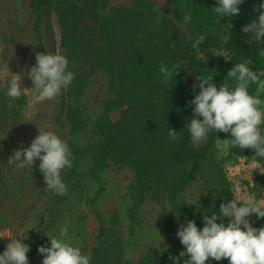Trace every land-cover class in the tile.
Segmentation results:
<instances>
[{
	"label": "rangeland",
	"instance_id": "1",
	"mask_svg": "<svg viewBox=\"0 0 264 264\" xmlns=\"http://www.w3.org/2000/svg\"><path fill=\"white\" fill-rule=\"evenodd\" d=\"M86 1L60 0L43 7L37 31L35 0H0V254L6 248L3 240L9 234L17 239L26 235L27 239L22 242L31 249L27 253L29 264H42L43 257L38 254V247L50 246L49 237L57 236L66 221L71 242L81 248L82 254L91 256L90 264H112L114 259L125 264L138 263L151 249L161 251L176 241L164 224V217L171 215L183 200L197 205L205 192L204 181L196 179L175 203L147 197L136 213L131 214L129 207L132 203L134 173L130 163L115 164L109 161L102 170L92 172V155H86L75 168L77 175L67 170L62 172L63 182L68 189L63 196L54 194L46 187L43 175L38 170V160L30 176H26L17 165L7 164L14 150L21 146L29 147L39 130L54 131L69 146H87L99 139L95 122L101 116L102 101L111 96L108 76L99 68L87 65L83 74L84 86L77 96L69 94L72 83L54 100L39 104L32 103L38 94L35 89L16 100L6 95L11 74L25 73L22 86L29 90L33 87L26 72L35 64V52H40V42L46 47L47 54L59 53L66 57L57 8L84 6ZM100 7L141 10V14L135 16L139 17L142 32L133 38V42H122L121 45L123 54L130 61L133 50H136L138 65L141 64L139 60L143 57V48V52L154 50L144 38L155 29L181 36L190 32L184 21L174 19L169 0H100ZM87 12L93 17V29L97 30L101 22L99 11ZM171 46L179 54L186 51L179 49L175 42ZM175 66H178L176 73L184 70L180 64H175L170 70L174 71ZM142 68L138 71H142ZM228 71L215 74L218 89L224 81L231 85ZM156 73L154 81L164 79L160 71ZM138 77L146 78L140 74ZM137 83L141 87L145 80H138ZM260 98L264 100V95ZM70 109H79L86 118V131L71 132L68 120ZM119 115L120 112L114 113L115 118ZM215 134L220 140L230 138V133ZM246 150L227 148L217 140L216 155L221 159L231 183L233 199L238 196L264 200V174L260 171H264V165L252 160L253 156Z\"/></svg>",
	"mask_w": 264,
	"mask_h": 264
},
{
	"label": "trees",
	"instance_id": "2",
	"mask_svg": "<svg viewBox=\"0 0 264 264\" xmlns=\"http://www.w3.org/2000/svg\"><path fill=\"white\" fill-rule=\"evenodd\" d=\"M55 1L60 0H35L37 31L42 8ZM169 2L174 19L184 21L186 15L191 16V20L185 23L190 32L181 36L155 29L144 38L154 50L143 52L145 49H142L140 65L135 49L130 61L121 48L122 42H133V38L142 32L139 17L135 16L141 14L140 9H101L100 0H87L84 6L57 8L61 42L69 61L68 70L75 73L69 94H81L87 65L107 74L111 93L102 101V113L95 122L99 139L87 146L70 145L75 159L73 167L66 170L77 175L75 168L79 160L89 154L93 158L92 172L102 170L109 161L115 164L130 163L134 173L132 203L129 207L131 214L136 213L147 197L173 204L194 180L202 179L205 184V192L197 205L183 200L171 215L164 217V224L176 241L161 251L151 249L135 264H174L172 258L179 257V253L184 251L176 236L177 225L194 220L197 227L202 229L203 215L218 214L221 203L233 200L231 183L221 159L216 155V134L211 133L200 145H193L190 141L186 124L193 118L188 102L199 92L198 87L195 93L192 89V85L197 83L195 77L213 76L212 82L215 84L218 71L226 73L234 64L248 62V66L264 79V60L258 56V49L264 45L253 43L250 46L247 43L250 35L246 36L241 31L258 16L255 9L264 0H244L239 6V15L222 18L214 12L216 0ZM87 10L99 11L101 22L97 30L93 29V17ZM201 37L202 41L194 47ZM172 42L179 49H186L185 53H177L171 46ZM39 49L47 54L42 42ZM225 51L228 53L224 54ZM162 64L169 69L180 64L184 70L176 73L170 81H154ZM140 67H143L142 71H138ZM138 74L146 78L138 77ZM138 80H145L144 85L139 87ZM249 92L255 93L254 86L250 87ZM115 112H120L116 118ZM68 120L71 132L88 129L86 118L79 109H70ZM169 128L178 133V140L169 139ZM246 152L254 156L252 150L247 149ZM257 161L264 165L261 158L257 157ZM249 219L253 227L264 226V218L257 219L253 214ZM224 223L227 225L228 218L224 219ZM113 262L125 264L116 259ZM206 264H228V260L217 262L210 259Z\"/></svg>",
	"mask_w": 264,
	"mask_h": 264
},
{
	"label": "clouds",
	"instance_id": "3",
	"mask_svg": "<svg viewBox=\"0 0 264 264\" xmlns=\"http://www.w3.org/2000/svg\"><path fill=\"white\" fill-rule=\"evenodd\" d=\"M242 3L244 0H216L213 8L219 18L232 17L239 15ZM255 10L258 16L241 29L246 36L250 35L247 40L250 46L253 43L264 45V2ZM190 20L191 16L184 17L185 23ZM202 39L193 46L196 47ZM258 56L264 60V46L258 49ZM68 64V59L59 53L35 52V64L26 72L33 87L29 90L22 86L25 73L11 74L6 95L16 100L35 89L38 94L33 98V104L52 101L75 79V73L68 70ZM177 67L173 71L161 65L160 73L165 81H170ZM227 77L232 84L224 81L219 89L212 82L213 76L195 77L197 83L192 85V89L195 93L198 87L199 92L188 102L193 118L186 124L190 141L193 145H199L211 133H230L229 139H216L227 148L252 150V160L257 161V157L264 160V100L260 98L264 95V79L248 66V62L234 64ZM253 86L255 93L250 94L249 89ZM168 136L173 141L179 139L172 128H169ZM74 159L67 142L54 131L39 130L29 147L21 146L14 150L7 164L17 165L26 176H30L38 160V170L43 175L46 187L54 194L63 196L68 189L63 182L62 172L73 167ZM260 171L264 174V171ZM253 214L257 219L264 218V200L235 196V199L220 204L218 214L203 215L202 229L197 227L194 220H186L176 232L184 251L179 253V257L172 258L174 264H181V258H185L183 264H206L210 259L217 262L227 259L228 264H264V226H252L249 217ZM225 218H228L227 225ZM23 239H27V236L10 239L0 254V264H29L27 253L31 249L22 242ZM49 240L50 246L38 247V254L43 257L42 264H90L91 256L82 254L81 248L71 242L67 221L59 234L49 237Z\"/></svg>",
	"mask_w": 264,
	"mask_h": 264
},
{
	"label": "built area",
	"instance_id": "4",
	"mask_svg": "<svg viewBox=\"0 0 264 264\" xmlns=\"http://www.w3.org/2000/svg\"><path fill=\"white\" fill-rule=\"evenodd\" d=\"M10 239H14V238H12L11 235L9 234L7 238L3 240L4 241L3 243L7 245L10 242Z\"/></svg>",
	"mask_w": 264,
	"mask_h": 264
}]
</instances>
